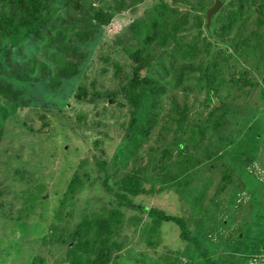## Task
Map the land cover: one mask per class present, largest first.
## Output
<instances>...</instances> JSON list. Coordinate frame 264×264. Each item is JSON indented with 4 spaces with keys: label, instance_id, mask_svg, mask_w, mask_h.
Instances as JSON below:
<instances>
[{
    "label": "rangeland",
    "instance_id": "1",
    "mask_svg": "<svg viewBox=\"0 0 264 264\" xmlns=\"http://www.w3.org/2000/svg\"><path fill=\"white\" fill-rule=\"evenodd\" d=\"M98 1L81 13L68 12L64 0L54 5L49 26L66 31L84 54L79 74L57 89L47 84L62 62L57 45L27 38L12 46L0 39V264H92L103 241L109 264H264V14L250 0H140L124 12L104 0L107 12ZM160 3L166 7L161 13ZM98 11L110 15L108 25L91 21ZM153 20L163 25L165 44L143 42ZM89 31V40L75 38ZM138 47L151 61L147 75L160 84L172 81L182 64L204 69L208 63L219 79L248 70L252 84L227 95V84L208 90L189 69L167 92L187 102L189 121L200 120L201 128L167 122L161 139L156 129L137 147L124 138L132 111L122 100L124 77L111 74L115 63L128 74L126 51ZM191 48L199 52L188 53ZM85 92L89 103L81 105L77 97ZM103 131L111 139L102 147L105 170L97 171L91 139ZM164 150L168 158L157 167ZM137 168L145 193L131 196L121 179ZM167 171L189 175L181 181L189 184L174 185ZM75 173L77 182L64 197ZM117 195L138 209L123 207ZM152 208L185 218L200 247L183 242L173 223L150 232ZM80 220L91 225L88 234L80 229L71 239ZM99 223L110 234L99 236ZM85 241L89 252L74 250Z\"/></svg>",
    "mask_w": 264,
    "mask_h": 264
},
{
    "label": "trees",
    "instance_id": "2",
    "mask_svg": "<svg viewBox=\"0 0 264 264\" xmlns=\"http://www.w3.org/2000/svg\"><path fill=\"white\" fill-rule=\"evenodd\" d=\"M115 4V11L124 12L128 7L133 4L138 3L140 0H110ZM56 2H60V0H0V39H5L12 46L18 45L21 41L31 38L34 40H42L45 39L47 41L48 46H55L61 54L62 62L60 66L55 70L53 77L48 82V87L50 89H57L62 84L63 80L71 79L79 74V68L84 61L83 52L75 45L74 39L66 33V31H61L58 29H53L50 27V23L54 16V5ZM174 3L175 0H172ZM88 4L89 9L93 7L95 4V0H64L63 5L65 6L68 12H76L81 13L82 10H85L84 5ZM98 4L107 7V12H111V6L106 5L104 0H99ZM251 7H257L260 13L264 14V0H250L249 2ZM165 5L160 3V13L165 10ZM239 9L242 10V5H240ZM238 12V11H237ZM235 14H233V18L235 19ZM239 16L241 13H238ZM91 16V21H95L100 26H106L112 20L110 15L105 12H93ZM233 20H230V23ZM259 22H261L259 20ZM263 22V21H262ZM229 23V21H228ZM180 22L177 21L176 24L173 25L172 32L175 34L177 29L180 26ZM200 26V24H199ZM151 33L149 35H144L143 42L145 44H150L155 41H159L161 44L166 43L168 41V35L162 31L163 25H161L158 21L153 20L150 22ZM138 29L137 26L133 27V30ZM88 31V30H86ZM92 32L89 33H77L75 34V38L79 42H85L90 39ZM252 35L256 38V32H252ZM173 42L176 41L173 39ZM242 44V43H241ZM239 44V45H241ZM245 44V42H243ZM241 47L239 48V50ZM236 47L234 51H239ZM199 50L195 48H191L188 53L196 54ZM127 61L129 63L128 74L121 73L122 64L115 63L113 64V73L111 76L119 77L123 75L124 77V86L122 88V100L125 104L131 106V116L127 126V129L124 132L125 140L132 139L134 140V146H139V144H145L149 142L151 139L152 132L156 129L155 135L161 139L163 133L169 131L170 127L167 125V122H174L177 127L183 128V126H188L191 130H196L201 128L200 120L193 121L192 123L189 119L192 116V112L189 111V107L186 101H178L175 98L174 94H170L167 92V86L169 85H177L180 84L182 79L185 77V73L189 72V69L192 72H198V80L204 81L208 90L214 89L218 90L222 85L227 84V95L233 90L234 86H237V92L241 90V85L251 86V81L247 80L248 70H242L238 72V76L235 75V72L227 73L226 77L218 78V69L214 68L210 69L209 63L203 69L200 67H194L193 65L182 64L178 69V72L175 78L164 84H160L155 78H152L147 75V71L151 64L149 57L144 53V50L141 47H138L134 50L126 51ZM260 58L264 59V54H259ZM201 66V65H199ZM1 68V67H0ZM43 69V66H41ZM127 71V72H128ZM1 72V71H0ZM1 74V73H0ZM189 74V73H188ZM237 76V77H236ZM43 76H40V79ZM112 77V78H113ZM22 78V76H19ZM44 78V77H43ZM245 83V84H244ZM91 90L93 89L90 88ZM5 90V89H4ZM6 91V90H5ZM234 92V90H233ZM173 95V97L168 98V96ZM87 93H83L82 97H77L78 101L81 102V105H87L89 103L88 100H85L87 97ZM164 99V100H163ZM85 100V101H84ZM169 104V109L166 112H163L161 105L158 104ZM144 107H148V110L144 109ZM209 116H202L201 120L207 121ZM221 124V123H220ZM222 125V124H221ZM184 126V127H185ZM103 127H107L104 125ZM203 130V129H202ZM129 131L132 132V136L129 135ZM166 131V132H165ZM92 137V147L97 152V158L95 161L97 171L105 170V157L106 152L102 148L105 144V140L111 139L109 133L103 131L98 133ZM192 138V137H190ZM156 140V139H155ZM201 142H204L203 137L200 139ZM169 151L164 150L161 157L156 159V166L163 167V163L168 158ZM133 161H136L133 158ZM140 168L134 169L130 173H127L122 179V189L124 192L129 193L131 196L142 195L145 193L144 188H142L140 184ZM168 169V168H167ZM164 171V170H163ZM200 170L197 168L195 173H199ZM169 172L166 174L169 178H174V185L181 184H189L187 182H181L184 179L190 178L189 175L183 177L182 175H178L177 172ZM78 176L73 174L68 189L64 193V197L72 192L74 185L76 184ZM223 179V178H222ZM105 183V181L103 182ZM118 198L123 201V207L125 208H133L138 209L137 206H132L131 202L125 198L124 195H117ZM64 200H60V205L64 206ZM148 217L151 220L153 226L150 228V232L155 233V226L158 224L165 223H173L175 224L180 231V238L185 243H191L197 247H200L199 242L195 237L191 235V231L188 228V221L183 217L167 215L164 211L159 210L157 208H152L148 211ZM98 224V235L102 236L105 234H110V229L108 226ZM73 233L71 234V239H78L80 236L79 230L88 231L91 227L90 224H87L85 220H80L76 225ZM52 240H60V238H53ZM97 240H101L97 238ZM71 240H68L70 243ZM105 242L103 241V248L99 250L96 258L92 261V264H109L110 262V252L107 250L105 246ZM74 250L80 253L89 252V244L88 241L84 243H75ZM107 248V249H106ZM203 258L206 263H213L206 255L205 252H202ZM95 261V262H94ZM214 264V263H213Z\"/></svg>",
    "mask_w": 264,
    "mask_h": 264
}]
</instances>
